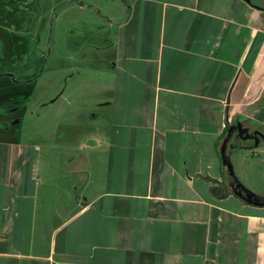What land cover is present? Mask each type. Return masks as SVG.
<instances>
[{
  "label": "crops",
  "instance_id": "obj_1",
  "mask_svg": "<svg viewBox=\"0 0 264 264\" xmlns=\"http://www.w3.org/2000/svg\"><path fill=\"white\" fill-rule=\"evenodd\" d=\"M124 4L126 51L79 158L0 149V264H264V205L210 181L228 186L226 126H264V0Z\"/></svg>",
  "mask_w": 264,
  "mask_h": 264
},
{
  "label": "rangeland",
  "instance_id": "obj_2",
  "mask_svg": "<svg viewBox=\"0 0 264 264\" xmlns=\"http://www.w3.org/2000/svg\"><path fill=\"white\" fill-rule=\"evenodd\" d=\"M128 7L122 0H0V149L19 141L39 144L58 164L79 158V142L99 128L92 120L108 100L115 59L126 51L129 29L120 25ZM256 128L262 137L235 134L225 155L234 174L264 196V126ZM239 144L258 146L255 156Z\"/></svg>",
  "mask_w": 264,
  "mask_h": 264
},
{
  "label": "water",
  "instance_id": "obj_3",
  "mask_svg": "<svg viewBox=\"0 0 264 264\" xmlns=\"http://www.w3.org/2000/svg\"><path fill=\"white\" fill-rule=\"evenodd\" d=\"M246 1H249V0H246ZM236 129L238 130L237 137H240V136H243L244 134L245 135L247 134L246 138H250V136L248 135L249 133L246 130H243L242 127H241V125L238 124L237 126H231L230 127L227 136L222 140V142L220 144L221 161H222L223 166H225L226 169H227V171H228V174H227V182H228V185L232 189L235 187V185H238V183H237L238 180L235 177V174L233 172L232 166L227 161V158H226V155H225V151H226L227 144H228L230 138L233 135V131L236 130ZM257 135L260 136V137H262L260 134H257ZM244 138H245V136H244ZM234 193H235V195H240L246 201H248L250 198H252L251 195L244 194V191L243 190L241 192H239L238 190L235 189L234 190ZM256 204L264 205L263 203H259V202H256Z\"/></svg>",
  "mask_w": 264,
  "mask_h": 264
},
{
  "label": "trees",
  "instance_id": "obj_4",
  "mask_svg": "<svg viewBox=\"0 0 264 264\" xmlns=\"http://www.w3.org/2000/svg\"><path fill=\"white\" fill-rule=\"evenodd\" d=\"M124 2H126V0H123ZM230 125H227L226 126V129L224 131V133L222 134V139L223 140L228 132H229V129H230ZM220 145L218 146V150H219V153H221L220 149H219ZM225 170H226V167L224 166ZM228 174V171L226 170V175ZM211 182L215 183L216 185L214 187H212L211 191L213 193V195L217 198H224V197H228L230 195H235L234 193V190H238L239 192H241L242 190L244 191V194H249L252 196V198H250L248 201H246L245 199H243L240 195H235L239 198H241L244 202L248 203V204H256V202H258V200L255 199V195L250 192L249 190L245 189L244 186L238 181V185H235V187L232 189L229 185L227 186L225 184V181L224 182H218L217 180H213V179H210Z\"/></svg>",
  "mask_w": 264,
  "mask_h": 264
},
{
  "label": "flooded vegetation",
  "instance_id": "obj_5",
  "mask_svg": "<svg viewBox=\"0 0 264 264\" xmlns=\"http://www.w3.org/2000/svg\"><path fill=\"white\" fill-rule=\"evenodd\" d=\"M245 135V134H244ZM244 135L243 136H240L241 138H244ZM252 138L254 139V136H252ZM257 139V138H256ZM253 141V140H252ZM259 141V140H258Z\"/></svg>",
  "mask_w": 264,
  "mask_h": 264
}]
</instances>
